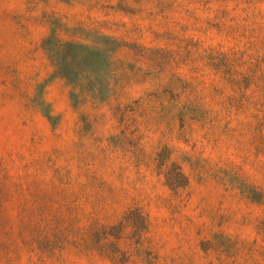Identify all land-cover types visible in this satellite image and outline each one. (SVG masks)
<instances>
[{"label": "rangeland", "instance_id": "1", "mask_svg": "<svg viewBox=\"0 0 264 264\" xmlns=\"http://www.w3.org/2000/svg\"><path fill=\"white\" fill-rule=\"evenodd\" d=\"M0 264H264V0H0Z\"/></svg>", "mask_w": 264, "mask_h": 264}]
</instances>
